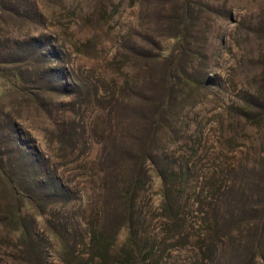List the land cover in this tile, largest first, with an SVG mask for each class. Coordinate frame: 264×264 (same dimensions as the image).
Returning a JSON list of instances; mask_svg holds the SVG:
<instances>
[{
  "label": "rangeland",
  "instance_id": "374dc122",
  "mask_svg": "<svg viewBox=\"0 0 264 264\" xmlns=\"http://www.w3.org/2000/svg\"><path fill=\"white\" fill-rule=\"evenodd\" d=\"M0 2V34L41 40L51 89L0 103L3 158L30 195L0 177V264H241L264 246V0ZM162 53L199 87L165 95Z\"/></svg>",
  "mask_w": 264,
  "mask_h": 264
},
{
  "label": "trees",
  "instance_id": "16d2710c",
  "mask_svg": "<svg viewBox=\"0 0 264 264\" xmlns=\"http://www.w3.org/2000/svg\"><path fill=\"white\" fill-rule=\"evenodd\" d=\"M0 7H1V2H0ZM0 11L2 12L3 10H1L0 8ZM192 20H193V16L191 12H187L186 15L182 19H180L179 28H176L172 32L170 37L178 40L177 44L173 48V52L184 49V47L182 48V46L184 44L183 43L184 37L187 36L186 28L188 23L192 22ZM11 41L12 40L9 36H4L0 34V80L2 82V87H3V92L0 94V103H2L3 106L5 107H10L7 105V101L5 100L8 96L25 95V96H31L34 102L38 104V95H39L38 93L40 91L41 92L51 91V89L48 88L46 84V82L48 81L47 74L39 73V63L41 62L40 53L42 54V51H39L41 50V48L38 46L39 44H41V40L32 39V42L30 43V45L28 44V46H20L19 43L17 42V46L15 47H13L10 44ZM49 53H52V51L51 52L49 51ZM161 55L162 56H158V57L161 58L160 60H162V62L167 67L165 73L166 75L165 95L166 94L168 95L172 89H175L177 87H182V89L185 91V94L189 93L194 88L199 87V85L202 83V78L198 75L189 72L185 67V61L184 62L180 61V63L177 62L172 64L170 60L173 59V55H171V57L170 55L164 53H162ZM185 55H187V53H185ZM168 102H170V99L166 98V106L169 104ZM159 114L160 112L155 113V115L157 116ZM63 137L64 138L58 136L62 145L63 143H65V146H63V149H65L68 147V142L65 141L68 140V138L65 136ZM13 140H15V137L13 138ZM15 141L16 144L14 146L15 149L13 150V152L22 148H26V146L23 145V142H21L20 140L16 139ZM1 145L2 142L0 136V177L4 179L5 177L7 178L10 190L15 195L30 197L29 186H27L25 182L22 180L23 177L20 176L21 174H18L19 170L12 168L11 163H9L7 160H4L3 156L5 155V153L2 152ZM146 157L147 154L142 152L139 154V161L137 160L136 162L138 164L139 163L145 164L144 160L146 159ZM35 161L38 162L40 161V159ZM109 169L110 168L107 167L98 170V172H96L95 174H97V176L100 177L102 172L109 171ZM136 172L137 174L133 180L132 187L142 188L145 183V179H146L145 177H147V172L144 170V167L140 169L139 167L138 169L136 168ZM61 186L64 188L65 184L61 183ZM242 198L241 197L239 198L240 201L237 204L238 205L237 208L238 207L242 208L244 206V202L242 201ZM135 200L136 199L134 195L133 196L126 195V202L129 206L135 205L136 204ZM20 212L21 209L17 208L15 209L13 215L18 216ZM256 217L262 218V216L260 215L258 216V214H256ZM234 228L236 229L235 226H232L228 232H225V235L231 236V234L234 232ZM21 234H25V229L22 230ZM217 237L213 236V234L212 235L208 234L206 239V245L209 250L217 251V249L220 247V243H225L223 241L225 239L222 240L218 239L217 241ZM236 237L237 236H235V238ZM241 264H264V246L259 237L256 238V241L253 245L251 253L248 256L247 261H242Z\"/></svg>",
  "mask_w": 264,
  "mask_h": 264
}]
</instances>
